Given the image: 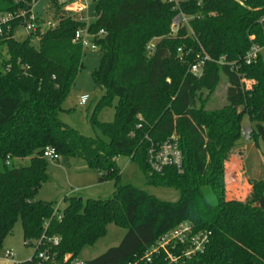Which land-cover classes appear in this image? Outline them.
<instances>
[{
	"label": "trees",
	"instance_id": "1",
	"mask_svg": "<svg viewBox=\"0 0 264 264\" xmlns=\"http://www.w3.org/2000/svg\"><path fill=\"white\" fill-rule=\"evenodd\" d=\"M38 1L0 0V13L30 9ZM52 1L60 16L56 25L18 41L15 21L0 40V245L20 219L27 244L59 236L60 255L79 256L115 224L126 230L121 243L88 264H264V180L252 182L244 201L227 199L225 183L245 115L251 138L264 141V57L249 65L243 61L254 43L264 46V0L245 6L234 0L182 1L181 9L194 16L193 37L186 27L172 34L177 12L163 0H93L89 31L102 53L93 78L104 94L89 120L103 137L81 134L59 119L84 68L83 46L73 40L86 23L60 14L63 9ZM33 35L40 36L38 47L31 44ZM198 54L211 57L200 76L190 72ZM222 57L226 62H219ZM223 77L226 104L208 109ZM246 79L253 82L250 88ZM115 99L114 121L96 120ZM173 134L183 170L152 171L149 139L162 142ZM47 147L69 168L83 160L98 172L99 182L113 181L116 192L106 199L65 198L59 218L55 202L37 200L50 179ZM119 156L136 162L148 184L175 188L180 198L164 201L123 184ZM183 222L207 236L203 248L187 258L186 247L177 245L170 250L178 263H170L164 251L147 262L146 249Z\"/></svg>",
	"mask_w": 264,
	"mask_h": 264
},
{
	"label": "rangeland",
	"instance_id": "2",
	"mask_svg": "<svg viewBox=\"0 0 264 264\" xmlns=\"http://www.w3.org/2000/svg\"><path fill=\"white\" fill-rule=\"evenodd\" d=\"M78 1L87 6L84 16L88 24L94 22L96 4L86 0ZM68 3H71V1ZM33 10L40 18L41 33L53 27L59 21L60 16L56 14L52 0H39L33 4ZM70 13L72 12L69 10H63L60 14L69 15ZM72 14L77 16L74 12ZM30 34L33 33H28L21 26L16 27L14 31V37L18 41H24ZM39 41V35L32 36L31 44L34 47H38ZM157 42L158 39H154L150 45L153 47ZM4 54L5 57L8 58L5 51ZM101 58L102 53L99 48L84 50V68L78 74L69 97L63 105L66 111L59 114V119L62 122L68 124L81 134L90 137H103L100 129L89 120V116L93 112L95 105L104 94V90L96 85L93 78L94 71L98 69L101 64ZM251 83H253L251 80L246 79L245 84L247 88H250ZM226 86V79L223 77L215 94L212 95L209 100L208 109L219 108L226 104ZM84 94H88L91 98L87 105L81 106L78 100L79 97ZM205 94H207V91ZM116 103L117 99L113 101L112 106L102 107L96 114V120L100 122H113L115 119L114 106ZM247 127H251V121L249 116L245 115L243 119V129L245 130ZM234 153H236L238 158L242 161V167H245V173L242 177L241 184H230L228 189L226 184V191H228L230 197H233L235 200L244 201L248 198L252 190V182L255 181H253V179L264 180V163L261 157V153H264V141L260 139L256 142L253 138L246 139L242 136L240 146L236 148ZM27 162V160L24 161V163ZM117 164L121 168V182L123 184L136 186L164 201L174 202L180 198V192L175 188L148 184L146 176L140 166L136 162L131 161L128 157L119 156L117 158ZM48 173L50 179L39 189L37 200L55 202V207L61 211L66 206L64 199L70 196H78L84 199H106L116 192V185L113 181L99 182L98 172L88 167L81 159L74 160L71 168L65 166L61 159L50 161ZM263 205L264 201L262 202V206ZM125 234L126 230L124 228L115 224H109L106 235L100 238L93 246L85 247L79 256L87 261L92 260L104 254L110 248L118 246ZM7 250H12L17 254L16 262L19 263L30 260L34 255V247L27 244L25 241L23 225L20 219L16 222L13 232L0 245V264H12L5 259V252Z\"/></svg>",
	"mask_w": 264,
	"mask_h": 264
},
{
	"label": "built area",
	"instance_id": "3",
	"mask_svg": "<svg viewBox=\"0 0 264 264\" xmlns=\"http://www.w3.org/2000/svg\"><path fill=\"white\" fill-rule=\"evenodd\" d=\"M56 1L63 10L74 12L77 14V18L80 21L86 23L84 27L76 31L73 41L80 43L84 50L98 48L94 42L95 35L89 31L90 24H88L84 16L87 6L83 5L78 0ZM69 1H71V3H68ZM86 1L93 2V0ZM182 1L184 0H163V2L171 4L173 10L177 12L172 20V34L176 35L180 28L186 27L189 35L193 37L194 34L191 30L190 23L191 20L194 19V16L186 14L181 9ZM203 1L204 0H198L199 5L202 4ZM234 1L242 6H245L248 2V0ZM33 4L30 9L21 8L18 11L0 13V40L3 39L5 33L10 29L11 23L15 21H17L19 23L18 25L24 28L28 33H34L40 28V18L35 14ZM102 33L103 31H101L100 34ZM151 48L152 46L149 45L148 49L151 50ZM182 51V48H180L179 52L181 53ZM263 53L264 46L254 43L244 56L243 61L248 65L252 64L256 62ZM197 58L198 59L191 65L190 72L200 76L206 67L207 61L211 60V57L205 54H198ZM219 62H226V57H222ZM90 98L88 94L81 95L79 97V105H87ZM137 127L140 128L141 124ZM243 136L246 139H251L252 130L250 127L243 130ZM149 141V146L147 148V163L152 171L162 173L167 168H173L179 172L183 170L184 156L179 139L176 135L173 134L162 142H155L151 139H149ZM44 157L49 161H56L58 156L54 149L47 147L44 152ZM59 210L60 209L56 208V213L60 218L61 214L58 212ZM206 240L207 236L205 234H194L192 225L189 222H183L173 230L161 236L155 244L148 247L145 251L144 259L150 262L155 254L164 251L170 263H178L180 258L174 255L170 248H176L177 245H184L186 249L182 256L190 258L203 248ZM28 243L34 247L35 251L31 259L26 261V264H88L87 260L82 259L80 256H73L72 254L60 255L57 251V246H59L60 243L59 236H43L40 240L29 241ZM16 256L17 254L12 250H7L5 252V259L7 262L21 264L16 262Z\"/></svg>",
	"mask_w": 264,
	"mask_h": 264
},
{
	"label": "crops",
	"instance_id": "4",
	"mask_svg": "<svg viewBox=\"0 0 264 264\" xmlns=\"http://www.w3.org/2000/svg\"><path fill=\"white\" fill-rule=\"evenodd\" d=\"M78 103H79V100H78ZM251 127H252V123H251ZM263 154L264 153H261V157H262V162L264 163V155ZM72 166H73V164H72ZM244 173H245V167H242V161L238 158V155L236 153H233L231 159L227 162V164L225 166V182L227 184V189H228V186H230V184H234V183L236 185L241 184L242 179H243L242 177H243ZM251 180H252V178H251ZM254 180L257 181L259 179H253V181ZM261 180H263V179H261ZM226 196H227V199H229V200L234 199L233 197H230V195L228 194V191H226Z\"/></svg>",
	"mask_w": 264,
	"mask_h": 264
},
{
	"label": "water",
	"instance_id": "5",
	"mask_svg": "<svg viewBox=\"0 0 264 264\" xmlns=\"http://www.w3.org/2000/svg\"><path fill=\"white\" fill-rule=\"evenodd\" d=\"M263 207H264V205H263Z\"/></svg>",
	"mask_w": 264,
	"mask_h": 264
}]
</instances>
